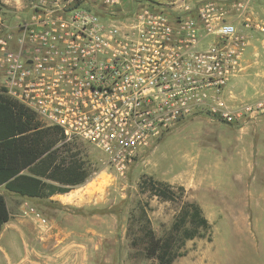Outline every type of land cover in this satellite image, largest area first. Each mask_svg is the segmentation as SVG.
Wrapping results in <instances>:
<instances>
[{
    "label": "built area",
    "instance_id": "obj_1",
    "mask_svg": "<svg viewBox=\"0 0 264 264\" xmlns=\"http://www.w3.org/2000/svg\"><path fill=\"white\" fill-rule=\"evenodd\" d=\"M126 1L0 8V94L60 128L58 144L99 151L121 177L191 117L240 125L264 113L263 99L227 95L244 68L246 32L264 30L248 0H133L120 9Z\"/></svg>",
    "mask_w": 264,
    "mask_h": 264
},
{
    "label": "rangeland",
    "instance_id": "obj_2",
    "mask_svg": "<svg viewBox=\"0 0 264 264\" xmlns=\"http://www.w3.org/2000/svg\"><path fill=\"white\" fill-rule=\"evenodd\" d=\"M6 1L12 11L24 4ZM253 1L264 14V0ZM124 3L120 9L136 6ZM261 20L264 24V16ZM256 43L245 68L228 85L233 103L264 98V44ZM237 128L204 113L191 117L165 134L124 177L100 164L99 151L70 145L91 176L62 194L63 200L23 197L0 186L13 225L2 232L0 264H155L144 256L140 240H133L140 237L137 220L144 211L156 235L163 236L181 201L151 196L139 186L143 176L182 185V199L197 202L213 221L210 241L187 240L173 264H264V168L254 173L243 168L239 153L245 145L238 147ZM208 133L215 138L212 149L203 140ZM224 135L233 139L223 144ZM65 148L60 147L62 153Z\"/></svg>",
    "mask_w": 264,
    "mask_h": 264
},
{
    "label": "trees",
    "instance_id": "obj_3",
    "mask_svg": "<svg viewBox=\"0 0 264 264\" xmlns=\"http://www.w3.org/2000/svg\"><path fill=\"white\" fill-rule=\"evenodd\" d=\"M62 140L60 128L42 125L24 105L0 94V186L5 190L23 197L45 199L85 183L91 176L89 168L77 158V152L71 151V143L57 145ZM60 147H66L64 153ZM139 186L161 201H181L163 236L156 235L142 211L137 220L140 237L133 240L143 244L146 258L155 264H172L176 257L183 255L180 248L187 240L210 241L211 224L197 202L182 199L185 192L182 185L143 176ZM9 216L5 198L0 194V232Z\"/></svg>",
    "mask_w": 264,
    "mask_h": 264
},
{
    "label": "crops",
    "instance_id": "obj_4",
    "mask_svg": "<svg viewBox=\"0 0 264 264\" xmlns=\"http://www.w3.org/2000/svg\"><path fill=\"white\" fill-rule=\"evenodd\" d=\"M147 1L161 2L160 0H147ZM252 1L253 0H248V4H249L251 11L253 12L254 21L257 22L259 26H262L264 28V24L261 20L264 14L259 13V11L256 9L255 3H252ZM6 2H7L6 0H3L1 4L3 5V8L9 9L10 7L8 8L9 5H7ZM131 3H135V1L132 0ZM14 9L15 10L19 9V7L16 5ZM246 33L248 35V45H247L245 56H244V63L246 61H249L248 57L251 56V52L254 51V49L256 48L255 46L257 45L256 43L257 41H260L261 44H264V36H261V34H264L262 31L253 29V30L247 31ZM244 68H245V65H244ZM239 127L240 128L233 129L234 132H237V136L235 137L237 139V142H239L238 147L241 148L243 144L245 145V149L244 147H242V151H240L239 157H241L242 159L243 168L245 170H248L249 173H254L256 169L259 170V168H264V113L259 114L255 118L250 119L249 121L243 124H240ZM210 135L211 133H208L207 137L204 135L205 137L203 136V140L207 141L208 147L212 149L215 147V145L213 144L215 138L211 137ZM232 139L233 137H231L230 135H224L222 137V140H223L222 143L226 144L227 141H231ZM251 139H253V142H251ZM50 198H53V199L57 198V199L63 200L61 193L54 194L50 196ZM9 221L10 219L2 225V230L0 232V238H1L2 232L4 231V228L8 231H11L13 229L12 227L13 225L10 224ZM208 221L211 225L213 224L212 220L208 219ZM250 229H252V222L250 223Z\"/></svg>",
    "mask_w": 264,
    "mask_h": 264
}]
</instances>
